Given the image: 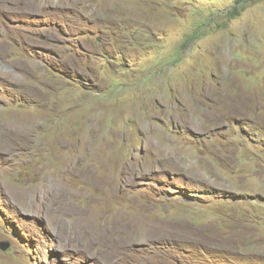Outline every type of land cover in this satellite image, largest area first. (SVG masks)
Wrapping results in <instances>:
<instances>
[{
    "label": "rangeland",
    "instance_id": "obj_1",
    "mask_svg": "<svg viewBox=\"0 0 264 264\" xmlns=\"http://www.w3.org/2000/svg\"><path fill=\"white\" fill-rule=\"evenodd\" d=\"M0 264H264V0H0Z\"/></svg>",
    "mask_w": 264,
    "mask_h": 264
},
{
    "label": "trees",
    "instance_id": "obj_2",
    "mask_svg": "<svg viewBox=\"0 0 264 264\" xmlns=\"http://www.w3.org/2000/svg\"><path fill=\"white\" fill-rule=\"evenodd\" d=\"M245 1L248 2V0H239V4L244 3ZM237 9H238V8H234V11L237 12V11H238Z\"/></svg>",
    "mask_w": 264,
    "mask_h": 264
},
{
    "label": "water",
    "instance_id": "obj_3",
    "mask_svg": "<svg viewBox=\"0 0 264 264\" xmlns=\"http://www.w3.org/2000/svg\"><path fill=\"white\" fill-rule=\"evenodd\" d=\"M2 248H3V250H7L8 246H3Z\"/></svg>",
    "mask_w": 264,
    "mask_h": 264
}]
</instances>
